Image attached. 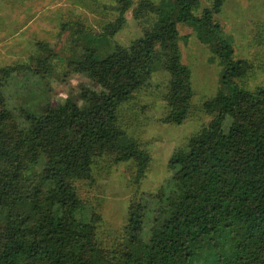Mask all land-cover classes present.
Listing matches in <instances>:
<instances>
[{"label":"trees","instance_id":"trees-1","mask_svg":"<svg viewBox=\"0 0 264 264\" xmlns=\"http://www.w3.org/2000/svg\"><path fill=\"white\" fill-rule=\"evenodd\" d=\"M134 2L116 0L118 17L100 34L73 31L78 48L68 67L101 88L86 91L82 107L21 108L28 131L0 111V264H264V88L253 92L236 82L251 67L235 60L233 44L221 35L214 19L220 1L201 15L200 0L146 2L133 14L153 15L152 25L127 46L115 44ZM181 24L196 31L222 66L220 90L205 105L212 120L174 154L173 176L161 193L144 196L132 210L131 235L122 253L109 259L96 243L100 218L73 181L92 179L95 158L105 153L116 164L133 162L138 179L145 174L150 156L117 118L154 73L170 77L164 122L187 121L194 91L179 46ZM39 47L49 55L38 57L39 67L30 72L38 78L59 57ZM17 71H0V104L11 100L4 90L12 88Z\"/></svg>","mask_w":264,"mask_h":264},{"label":"rangeland","instance_id":"rangeland-1","mask_svg":"<svg viewBox=\"0 0 264 264\" xmlns=\"http://www.w3.org/2000/svg\"><path fill=\"white\" fill-rule=\"evenodd\" d=\"M160 1L135 0L124 28L112 38L113 43L127 46L142 36L155 17L146 11L135 16L134 8ZM218 1L221 4L214 19L221 26V35L233 44L235 60L251 67L236 82L253 92L264 88V0ZM216 3L217 0H200L196 14L201 15ZM115 5L116 0H0V71L22 70L10 77L14 78L12 88L4 90V96L11 98L9 104H0L7 122L22 125L28 131L29 125L19 112L21 108L36 113L50 105L60 112L70 102L82 107L81 97L86 91L101 90L86 75L76 74L68 67L78 48L73 31L102 33L118 17ZM67 24H78L76 27L80 28H68L63 33ZM179 34L182 61L191 70L194 91L187 121L182 126L164 122L170 77L165 71L154 73L150 82L120 107L117 118L119 128L150 156L145 174L138 179L133 162L116 164L114 155L105 153L95 158L92 179L73 181L79 198L84 204L93 205L100 218L95 223L96 243L105 254L109 253V259L122 253L123 243L131 235L132 210L144 196L161 193L173 176L170 161L174 154L212 120L205 105L220 90L222 66L193 28L181 24ZM39 45H47L59 55L48 63L52 66L48 75L40 78L30 73L39 67L38 57L44 59L49 55ZM98 56L104 59L106 53L99 52Z\"/></svg>","mask_w":264,"mask_h":264}]
</instances>
